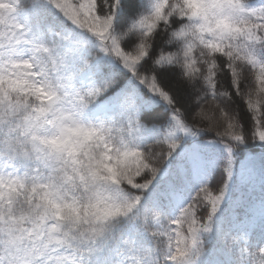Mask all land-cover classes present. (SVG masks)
<instances>
[{"label": "snow or ice", "instance_id": "snow-or-ice-1", "mask_svg": "<svg viewBox=\"0 0 264 264\" xmlns=\"http://www.w3.org/2000/svg\"><path fill=\"white\" fill-rule=\"evenodd\" d=\"M0 264H264V0H0Z\"/></svg>", "mask_w": 264, "mask_h": 264}]
</instances>
